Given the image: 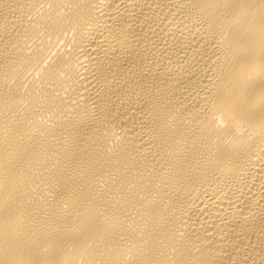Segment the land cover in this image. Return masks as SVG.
<instances>
[{
  "label": "bare ground",
  "instance_id": "bare-ground-1",
  "mask_svg": "<svg viewBox=\"0 0 264 264\" xmlns=\"http://www.w3.org/2000/svg\"><path fill=\"white\" fill-rule=\"evenodd\" d=\"M0 264H264V0H0Z\"/></svg>",
  "mask_w": 264,
  "mask_h": 264
}]
</instances>
